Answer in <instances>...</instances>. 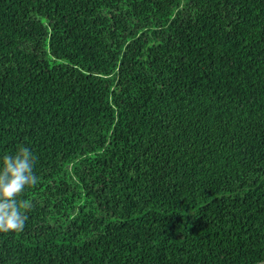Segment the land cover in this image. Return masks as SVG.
I'll use <instances>...</instances> for the list:
<instances>
[{
  "label": "trees",
  "instance_id": "16d2710c",
  "mask_svg": "<svg viewBox=\"0 0 264 264\" xmlns=\"http://www.w3.org/2000/svg\"><path fill=\"white\" fill-rule=\"evenodd\" d=\"M20 147L0 264H264V0H0Z\"/></svg>",
  "mask_w": 264,
  "mask_h": 264
},
{
  "label": "clouds",
  "instance_id": "9594fccd",
  "mask_svg": "<svg viewBox=\"0 0 264 264\" xmlns=\"http://www.w3.org/2000/svg\"><path fill=\"white\" fill-rule=\"evenodd\" d=\"M35 156L20 147L14 155H4L0 165V233H20L26 226L32 201L22 199L26 189L39 181L34 174Z\"/></svg>",
  "mask_w": 264,
  "mask_h": 264
}]
</instances>
